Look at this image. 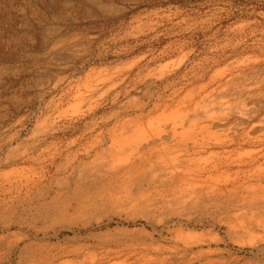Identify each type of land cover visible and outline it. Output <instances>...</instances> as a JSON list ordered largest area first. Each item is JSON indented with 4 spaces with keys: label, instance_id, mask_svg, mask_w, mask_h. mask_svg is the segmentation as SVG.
Returning a JSON list of instances; mask_svg holds the SVG:
<instances>
[{
    "label": "rangeland",
    "instance_id": "1",
    "mask_svg": "<svg viewBox=\"0 0 264 264\" xmlns=\"http://www.w3.org/2000/svg\"><path fill=\"white\" fill-rule=\"evenodd\" d=\"M263 164L264 0H0V264H264Z\"/></svg>",
    "mask_w": 264,
    "mask_h": 264
},
{
    "label": "bare ground",
    "instance_id": "2",
    "mask_svg": "<svg viewBox=\"0 0 264 264\" xmlns=\"http://www.w3.org/2000/svg\"><path fill=\"white\" fill-rule=\"evenodd\" d=\"M253 98V97H252ZM193 101V100H192ZM244 121V120H243ZM165 126V125H164ZM163 126V127H164ZM159 127V126H158ZM169 127V126H168ZM141 131V130H140ZM147 131V130H146ZM194 131V130H193ZM189 131H185V134H188ZM195 136V135H194ZM143 137V136H142ZM166 137V135H165ZM169 137V135H168ZM155 139V138H154ZM182 139V138H181ZM143 139L139 138V135L137 134H127L123 135L118 141L121 143V148L125 149L124 152L120 151V154H126L122 161H130V158L135 153V150H138L142 143ZM156 140V139H155ZM117 141V142H118ZM153 141V140H152ZM116 142V143H117ZM143 142V141H142ZM119 143V144H120ZM253 143V142H251ZM183 145V144H182ZM241 146V145H240ZM258 146V145H257ZM185 147V146H184ZM243 147V146H242ZM238 148V147H237ZM241 148V147H240ZM127 150V151H125ZM229 151V150H228ZM237 151V150H236ZM140 152V151H139ZM184 152V151H183ZM187 152V151H186ZM191 153V152H190ZM220 154V153H219ZM221 155V154H220ZM236 155V154H235ZM180 156V155H179ZM239 157H243L242 154H238ZM185 157V156H184ZM178 158V157H177ZM215 158V157H214ZM177 160L172 159V167L174 168H184L185 171L180 175L181 181L188 182L190 185L193 184L194 187L197 186H207L209 189H215L216 187H220V183L228 178L233 171L229 169V166L227 169H219V164H210L211 161L207 160V158L203 159V161L195 160L193 162L186 161L185 164H181L176 162ZM256 160H251V168L256 169L257 167L254 163ZM169 162V161H168ZM184 162V161H183ZM220 162V161H219ZM222 162V161H221ZM220 162V163H221ZM232 162V161H231ZM242 162V161H241ZM244 162V161H243ZM260 162V161H259ZM233 163V162H232ZM259 164V163H257ZM262 165V164H261ZM264 165V164H263ZM244 167V166H243ZM260 169H258L259 171ZM261 172V171H259ZM235 174L239 173L236 170L234 171ZM175 174V173H174ZM234 176V175H233ZM175 178V177H174ZM234 178V177H233ZM232 180V179H231ZM230 184V183H229ZM224 187V186H223ZM206 188V187H205ZM204 188V189H205ZM234 188V187H233ZM229 189V188H228ZM197 190V189H196ZM205 191V190H204ZM129 255V254H128Z\"/></svg>",
    "mask_w": 264,
    "mask_h": 264
}]
</instances>
